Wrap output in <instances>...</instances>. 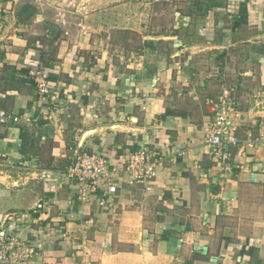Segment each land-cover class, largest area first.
Here are the masks:
<instances>
[{"label": "crops", "instance_id": "obj_1", "mask_svg": "<svg viewBox=\"0 0 264 264\" xmlns=\"http://www.w3.org/2000/svg\"><path fill=\"white\" fill-rule=\"evenodd\" d=\"M169 1L0 0V264H264V150L232 148L243 168L220 170L201 126L227 89L238 135L264 131V0H205L158 28ZM140 146L161 157L151 178L74 197L77 153L111 166Z\"/></svg>", "mask_w": 264, "mask_h": 264}, {"label": "built area", "instance_id": "obj_2", "mask_svg": "<svg viewBox=\"0 0 264 264\" xmlns=\"http://www.w3.org/2000/svg\"><path fill=\"white\" fill-rule=\"evenodd\" d=\"M28 76L34 81L37 100L43 101L49 94V83L46 73L41 69L30 70ZM210 105L209 114L202 121L205 131L204 139L208 153L214 164L223 171L233 166L243 168V165L233 161L231 149L235 147L252 148L255 144L264 150V131L253 134L247 130L245 136L238 135L241 113L236 109L230 91L224 89L215 100L207 101ZM115 165H111L105 155L98 153H77L66 171L71 180L74 197L80 202L89 201L98 196L100 203L104 197L114 195L117 191V181L120 172H127L134 180L149 179L153 176L161 157L154 151L140 146L135 150L124 152ZM119 167V168H118ZM37 202L35 209L42 208ZM14 242L0 233V262H6ZM24 257L34 253L32 247L23 248Z\"/></svg>", "mask_w": 264, "mask_h": 264}, {"label": "rangeland", "instance_id": "obj_3", "mask_svg": "<svg viewBox=\"0 0 264 264\" xmlns=\"http://www.w3.org/2000/svg\"><path fill=\"white\" fill-rule=\"evenodd\" d=\"M197 4L198 6H196ZM203 4L207 5L205 0H170L167 3L159 4L157 6L159 16L155 19V21H153V23H155V25L158 28L166 27L169 24V22H171L170 14H169L170 12L177 11L179 14L181 13L190 14L191 12H193L198 14L200 13L201 10H203L202 7L204 6ZM192 6L194 7L193 9ZM126 36L131 39L130 43L132 45L134 46L137 45L138 43L137 35L127 34Z\"/></svg>", "mask_w": 264, "mask_h": 264}]
</instances>
